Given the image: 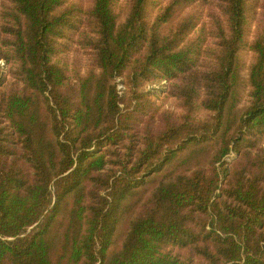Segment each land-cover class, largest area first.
Segmentation results:
<instances>
[{"label": "trees", "instance_id": "obj_1", "mask_svg": "<svg viewBox=\"0 0 264 264\" xmlns=\"http://www.w3.org/2000/svg\"><path fill=\"white\" fill-rule=\"evenodd\" d=\"M0 61V264H264V0H0Z\"/></svg>", "mask_w": 264, "mask_h": 264}, {"label": "rangeland", "instance_id": "obj_2", "mask_svg": "<svg viewBox=\"0 0 264 264\" xmlns=\"http://www.w3.org/2000/svg\"><path fill=\"white\" fill-rule=\"evenodd\" d=\"M254 31H255V25L253 24L250 28V32L248 34V41H251L253 36H254ZM243 57L244 59L246 60L247 63L250 62L251 60V53L250 51L246 50L244 53H243ZM248 65V64H247ZM0 66L1 67H4V63L2 61H0ZM166 105H169L171 107L175 106V100L172 99V98H169L167 101H166Z\"/></svg>", "mask_w": 264, "mask_h": 264}]
</instances>
